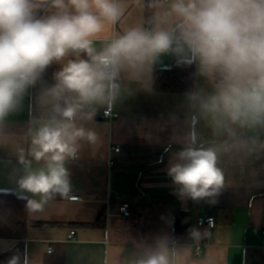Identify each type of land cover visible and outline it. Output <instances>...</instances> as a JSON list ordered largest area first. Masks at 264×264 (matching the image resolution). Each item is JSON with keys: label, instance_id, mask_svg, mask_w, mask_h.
<instances>
[{"label": "clouds", "instance_id": "9594fccd", "mask_svg": "<svg viewBox=\"0 0 264 264\" xmlns=\"http://www.w3.org/2000/svg\"><path fill=\"white\" fill-rule=\"evenodd\" d=\"M151 6L157 11L150 27L130 28L97 49L106 25L123 14L120 0H0V144L15 146L22 169L16 183L31 194L30 211H42L54 195L71 198L67 165L84 144L98 142L88 123L113 107L122 74L140 79L161 56L195 65V75L216 82L210 93L187 94L193 122L204 119L229 139L237 129L264 125V0H153ZM54 63L60 68L43 90L44 113L23 135L7 132L8 118ZM230 147L229 141L197 146L193 133L167 169L180 196L198 201L218 194L225 182L219 154ZM18 261L13 256L8 264ZM136 264L170 262L161 249Z\"/></svg>", "mask_w": 264, "mask_h": 264}, {"label": "crops", "instance_id": "0c3cea01", "mask_svg": "<svg viewBox=\"0 0 264 264\" xmlns=\"http://www.w3.org/2000/svg\"><path fill=\"white\" fill-rule=\"evenodd\" d=\"M120 2L123 14L106 25L95 40L97 49L130 28L151 26L146 7L153 0ZM174 63V57L164 55L140 79L122 74L120 95L112 107L119 118L109 122L103 117L108 108L101 109L88 123L98 142L84 144L78 158L67 165L71 198L79 199L60 197L48 200L42 211L28 209L26 237L0 239V264H8L13 256L19 257L18 264H136L161 249L170 264H264V125L237 129L236 137L229 139L214 134L204 119L193 122L188 93L157 92L153 87L154 70ZM59 68L51 65L29 90L22 109L8 118L7 132L23 135L30 121L44 113L43 90L55 83ZM215 86V81L195 75L193 90L210 93ZM193 133L197 146L231 144L218 158L224 186L215 196L198 201L180 196L167 174L174 154ZM21 174L14 144H0V193L31 197L18 188ZM123 203L131 205L129 217L121 215ZM182 216L186 241L175 239ZM205 216L215 218L213 229L197 225ZM193 229L199 235L193 236ZM71 231H76L74 239H69ZM200 244L204 250L199 258L194 253Z\"/></svg>", "mask_w": 264, "mask_h": 264}, {"label": "trees", "instance_id": "16d2710c", "mask_svg": "<svg viewBox=\"0 0 264 264\" xmlns=\"http://www.w3.org/2000/svg\"><path fill=\"white\" fill-rule=\"evenodd\" d=\"M147 3L146 19L153 22L155 9ZM195 86L194 65L156 68L153 76V87L157 92L189 93ZM60 198L54 195L52 199ZM62 198V197H61ZM185 219L182 216L177 222L175 235L178 241H186ZM29 226L27 199L15 197L11 193H0V239H24Z\"/></svg>", "mask_w": 264, "mask_h": 264}, {"label": "built area", "instance_id": "2783aa9c", "mask_svg": "<svg viewBox=\"0 0 264 264\" xmlns=\"http://www.w3.org/2000/svg\"><path fill=\"white\" fill-rule=\"evenodd\" d=\"M104 119H106L109 122H112L113 120L119 118V113L116 111V109H107L103 115ZM116 151H119V149H115ZM78 197H72L71 200L75 201L78 200ZM121 215L124 217H129L132 213L131 211V205L129 203H123L120 208ZM216 221L213 216H205L202 217L198 220L197 225L199 227H207L209 229H213L215 227ZM264 234V232H263ZM76 235V231H71L69 234V239H74ZM176 239V237H175ZM203 250H204V244L203 245H198L195 249V257H201L203 255Z\"/></svg>", "mask_w": 264, "mask_h": 264}]
</instances>
